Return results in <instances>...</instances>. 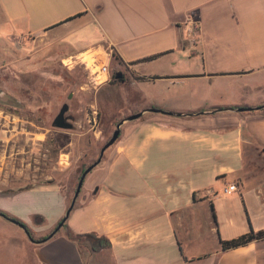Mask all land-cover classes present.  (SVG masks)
<instances>
[{"label": "crops", "instance_id": "0c3cea01", "mask_svg": "<svg viewBox=\"0 0 264 264\" xmlns=\"http://www.w3.org/2000/svg\"><path fill=\"white\" fill-rule=\"evenodd\" d=\"M2 36L13 39L16 85L24 71L64 64L80 73L71 94L98 117L124 86L128 110L111 117L143 112L122 124L67 226L35 243L30 264H264V238L220 243L264 229V0H0ZM96 75L109 80L96 87ZM9 182L0 210L27 227L48 230L65 214L63 187ZM87 232L112 247L89 251L69 236Z\"/></svg>", "mask_w": 264, "mask_h": 264}, {"label": "rangeland", "instance_id": "374dc122", "mask_svg": "<svg viewBox=\"0 0 264 264\" xmlns=\"http://www.w3.org/2000/svg\"><path fill=\"white\" fill-rule=\"evenodd\" d=\"M3 36L0 39V91L3 93L0 101L13 106L11 100L14 97L17 104L15 114L0 109V180L6 176L9 183L18 188L55 184L68 192L69 205L81 175L80 168L97 159L102 145L111 137L117 123L123 118H113L112 113L128 110L127 106L130 104L128 102L127 105L125 101L128 93L124 92L127 87H122L120 94H115L118 103L111 107V116L99 115L98 125L94 127L89 122L92 114L90 104L82 99L75 100L76 97L71 94L76 90L74 81L80 76L79 71L64 64L53 68L50 73L39 70L26 74L24 71L19 74L22 79L16 85L13 80L15 76L10 70V41L5 42L13 39ZM94 85L101 87L103 84ZM133 97L130 101L134 100ZM65 102L70 106L67 114L73 117L71 122L74 127L71 129L59 128L53 123ZM85 105L87 114L84 112ZM117 141L110 147L108 154L104 155L100 164L109 158ZM47 142L50 145L49 150L46 149ZM49 179L53 181L41 182ZM82 191L83 187L81 193ZM1 198L0 196V200ZM56 225L48 230L40 227L28 228L36 238H41L47 236ZM45 245L44 243L40 246ZM208 246L209 244L204 245ZM37 248L39 247L28 238L21 227L0 216V264H30L32 260H36L35 257H39Z\"/></svg>", "mask_w": 264, "mask_h": 264}, {"label": "water", "instance_id": "95a60500", "mask_svg": "<svg viewBox=\"0 0 264 264\" xmlns=\"http://www.w3.org/2000/svg\"><path fill=\"white\" fill-rule=\"evenodd\" d=\"M123 74L121 72L117 73L116 74V78L120 79L122 78ZM69 103L65 102L63 103V105L61 106L58 114L55 116L54 118V125L56 127H59V128H64V129H71L74 127V124L71 122V120L73 119L72 116L68 115L67 112L69 111ZM245 108H240L239 110H244ZM248 109H251V108H248ZM148 110L150 111H156V112H163V113H166V114H176L175 112L173 111H167V110H164V109H159V108H155V107H151V108H148ZM142 111H138V112H135V113H132L130 115H127L125 117H123L116 125V129L113 131L111 137L102 145L101 149H100V153L97 157V159H95L91 164H89L85 169L84 171L81 173L80 177H79V180H78V184H77V187H76V190H75V193L73 195V198L70 202V204L68 205L67 207V210L64 214V216L61 218V220L57 223L56 227L45 237H42V238H34L27 225L21 221L20 219L16 218V217H13V216H10L9 214L3 212V211H0V216L4 217L5 219L11 221L12 223L18 225L19 227H21L26 235L28 236V238L34 242V243H44L48 240H50L52 237L55 236V234L65 225L66 221L68 220L72 210L74 209L75 205H76V202H77V199L81 193V190H82V187L84 185V182H85V179L87 177V175L96 167L98 166L103 158H104V155L107 151L108 148H110L119 138L120 134H121V126L123 123L127 122V121H132L134 119H137L139 118L141 115H142ZM53 179H49L47 181L45 180H41L42 183L44 182H52Z\"/></svg>", "mask_w": 264, "mask_h": 264}, {"label": "trees", "instance_id": "16d2710c", "mask_svg": "<svg viewBox=\"0 0 264 264\" xmlns=\"http://www.w3.org/2000/svg\"><path fill=\"white\" fill-rule=\"evenodd\" d=\"M159 55L160 54L151 55L149 57H145L143 60L152 59V58H155V57H157ZM121 80H122V78L117 79L116 75H113L112 78H111V82H117V81H121ZM110 149L111 148L107 149V151L105 153V156L108 154ZM86 167H81L80 168V172L82 173ZM64 226L66 227L67 224L65 223ZM31 235L33 237H35L32 232H31ZM69 236L73 240H76L79 244H80V242H82L81 244L83 245V247L85 249L89 250V251H100L101 249L111 248L112 247V243H111L110 239L107 236L99 234L97 232L69 233ZM263 238H264V229L263 230H259V231H255L251 227V229L248 232H245V233H243V234H241L239 236H236L234 238H231V239H220V243H221V247H222L223 250H228V249L236 248V247H239V246L247 245V244L251 243L254 240H260V239H263ZM37 239H39V238H37ZM180 248H181V246H180Z\"/></svg>", "mask_w": 264, "mask_h": 264}, {"label": "built area", "instance_id": "2783aa9c", "mask_svg": "<svg viewBox=\"0 0 264 264\" xmlns=\"http://www.w3.org/2000/svg\"><path fill=\"white\" fill-rule=\"evenodd\" d=\"M104 70H106V66L103 67ZM109 79H101L100 76L96 75L95 76V80H94V84H101L102 82L108 81ZM89 122L96 127L98 125V111L97 109L94 107L92 108V114L91 117L89 119ZM238 189L237 185L235 183L228 185L224 188V192L225 193H231L233 191H236Z\"/></svg>", "mask_w": 264, "mask_h": 264}, {"label": "flooded vegetation", "instance_id": "af4514ba", "mask_svg": "<svg viewBox=\"0 0 264 264\" xmlns=\"http://www.w3.org/2000/svg\"><path fill=\"white\" fill-rule=\"evenodd\" d=\"M1 90V89H0ZM2 91H0V98H1V96H2ZM11 101H13V103H14V105L12 106H9L7 103H2L1 101H0V109H6V112H13L14 114H15V110H16V107H15V105L17 104L16 103V101L17 100H14V97H12V100ZM49 147H50V145H49V143L47 142L46 143V149L47 150H49ZM1 164V163H0ZM0 211H2V210H0ZM4 212V211H3ZM6 213V212H5ZM30 231V230H29ZM31 233V232H30Z\"/></svg>", "mask_w": 264, "mask_h": 264}]
</instances>
